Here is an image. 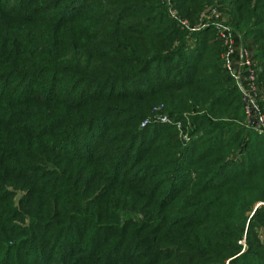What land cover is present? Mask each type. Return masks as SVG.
Instances as JSON below:
<instances>
[{"label":"trees","instance_id":"16d2710c","mask_svg":"<svg viewBox=\"0 0 264 264\" xmlns=\"http://www.w3.org/2000/svg\"><path fill=\"white\" fill-rule=\"evenodd\" d=\"M172 2L228 14L264 92V0ZM223 52L166 0H0V264H264V132Z\"/></svg>","mask_w":264,"mask_h":264},{"label":"built area","instance_id":"2783aa9c","mask_svg":"<svg viewBox=\"0 0 264 264\" xmlns=\"http://www.w3.org/2000/svg\"><path fill=\"white\" fill-rule=\"evenodd\" d=\"M166 1L170 7L172 17L181 26L196 30L212 24L216 28L218 37L224 46L222 58L242 93L249 124L264 132V92H260L258 85L260 68L253 59L252 52L237 41V33L228 22V14L221 11L218 6L210 5L204 9L201 15V22L197 27H191L188 20L178 15L177 10L173 7L172 0ZM260 101H263V105H261ZM161 119L166 121L167 117L161 116ZM145 123H147V120Z\"/></svg>","mask_w":264,"mask_h":264},{"label":"rangeland","instance_id":"374dc122","mask_svg":"<svg viewBox=\"0 0 264 264\" xmlns=\"http://www.w3.org/2000/svg\"><path fill=\"white\" fill-rule=\"evenodd\" d=\"M245 243V242H244Z\"/></svg>","mask_w":264,"mask_h":264}]
</instances>
